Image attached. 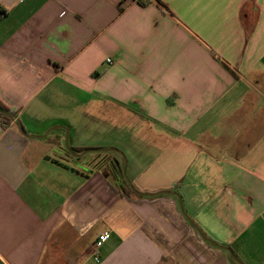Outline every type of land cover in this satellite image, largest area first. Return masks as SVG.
<instances>
[{
	"label": "crops",
	"instance_id": "1",
	"mask_svg": "<svg viewBox=\"0 0 264 264\" xmlns=\"http://www.w3.org/2000/svg\"><path fill=\"white\" fill-rule=\"evenodd\" d=\"M0 103V264H264V0H0Z\"/></svg>",
	"mask_w": 264,
	"mask_h": 264
},
{
	"label": "water",
	"instance_id": "2",
	"mask_svg": "<svg viewBox=\"0 0 264 264\" xmlns=\"http://www.w3.org/2000/svg\"><path fill=\"white\" fill-rule=\"evenodd\" d=\"M13 117L17 120V122H18V124H19L20 131H21V133H22L24 136H27V137H30V138H42V137H39V136H30V135H28L27 132L25 131L23 125L21 124L20 120L17 119L16 116H13ZM58 128H61V129H62L61 126H56V127H53V128L51 129V131L56 130V129H58ZM65 149L69 152L70 155H72L73 157H75V158H77V159H81V158H83L85 155H87L88 153L92 152V151H90V150H87V151H84V152L78 154V153H76L75 151H73V150L69 147L68 143H65ZM97 151H99V149H97ZM100 151H102V152H117V153L122 154L119 150L114 149V148H112V149H100ZM122 155H123V154H122ZM115 164H116L117 166H119V164L117 163V161H116ZM125 168H126V167L124 166L123 169H122V171H123L124 173H125ZM128 183H129V185L132 187L130 181H128ZM132 189H133L134 192H135L137 195H139V196H149V194H144V193H141V192L136 191L133 187H132ZM164 193H173V192H172V191H164ZM225 249L231 253V255L233 256V258H234L238 263L241 264V262H240V261L234 256V254L232 253V251H231L229 248H225Z\"/></svg>",
	"mask_w": 264,
	"mask_h": 264
},
{
	"label": "trees",
	"instance_id": "3",
	"mask_svg": "<svg viewBox=\"0 0 264 264\" xmlns=\"http://www.w3.org/2000/svg\"><path fill=\"white\" fill-rule=\"evenodd\" d=\"M13 116L14 115L11 114V111L0 103V125H2L3 127L8 125L11 121H13L14 119ZM117 175L120 177L118 172ZM131 189L129 188V191L132 192L133 189L132 190Z\"/></svg>",
	"mask_w": 264,
	"mask_h": 264
},
{
	"label": "built area",
	"instance_id": "4",
	"mask_svg": "<svg viewBox=\"0 0 264 264\" xmlns=\"http://www.w3.org/2000/svg\"><path fill=\"white\" fill-rule=\"evenodd\" d=\"M135 1L138 2V3H141V4H146V3L149 2V0H135ZM108 63L112 64L113 63L112 59H109ZM106 239H107V235L106 234L105 235H101L98 238V240L96 241V243H95V248L96 249L100 248L103 245V243L105 242Z\"/></svg>",
	"mask_w": 264,
	"mask_h": 264
}]
</instances>
